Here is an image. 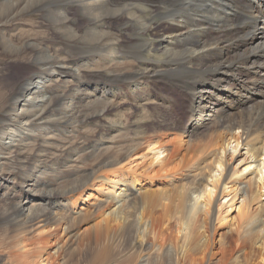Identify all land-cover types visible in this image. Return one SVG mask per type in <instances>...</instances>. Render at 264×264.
<instances>
[{
  "label": "bare ground",
  "instance_id": "bare-ground-1",
  "mask_svg": "<svg viewBox=\"0 0 264 264\" xmlns=\"http://www.w3.org/2000/svg\"><path fill=\"white\" fill-rule=\"evenodd\" d=\"M80 1L78 9L86 20L85 29L92 30L87 44L96 47L79 48L78 59L71 63H64L61 57L62 42L49 37L69 30L75 42L81 41L77 20L67 17L64 0L31 4L29 0H6L0 4V25L6 23L5 19L11 27L16 17L30 12L35 4L36 12L52 30L44 39H36L30 32L0 38L11 60L32 61L27 63L31 64L29 73L14 93L7 95L0 84V147L34 150L36 141L31 136L45 143L53 125L65 124V129L72 131L74 124H80L74 108L67 103H73V99L67 101L58 84L60 76L70 77L79 82L72 95L80 94L84 102L90 96L107 101L100 110L107 124L103 150H119L108 157L128 158L129 169H133L131 165L145 167L139 173L123 172L104 182L102 195L94 199L110 202L103 220L110 216L121 220L125 230L131 232L126 243L139 252L147 251L136 264H143L145 258L169 264L264 263V0ZM151 9L153 17L149 18ZM111 21L119 23L120 36L108 25ZM124 32H131L133 39L128 41ZM22 39L24 44L20 46ZM32 44L38 46L32 53L23 50ZM91 65L92 83H88V74L81 68ZM114 66L115 71H95L97 67L109 70ZM174 94L176 97H170ZM121 98L139 105L138 117L130 123L137 131L132 133L128 151L118 147L117 138H113L122 132L129 134L122 109L112 104ZM149 106L152 115L148 120ZM186 108L187 128H182L178 116L176 123L165 119V111L171 114ZM208 130H213V135L207 142L193 144L195 136ZM20 139L24 140L22 145L16 143ZM234 142L235 147H230ZM169 146H173L171 152L166 150ZM182 148L189 154L186 162L168 169ZM233 161L236 163L232 166ZM111 162L115 160L111 158ZM102 163L109 165L98 160L96 166ZM95 171L91 170V176ZM141 177L163 180L174 186L175 192L167 189L146 195ZM35 184L28 186L29 191H37ZM13 194L0 180V203H12L9 196L17 197ZM216 195L220 200L231 196L229 205L220 201L215 208ZM233 208L237 209V224L228 231L234 237L227 239L228 243L221 235L212 238L208 233L212 220L222 223L227 218L223 213ZM38 209L33 198L23 206L19 202L12 212L3 210L11 213L2 225L5 229H21ZM20 217L24 221L18 220ZM215 243L219 244L216 251ZM51 259L0 258V264H53Z\"/></svg>",
  "mask_w": 264,
  "mask_h": 264
},
{
  "label": "rangeland",
  "instance_id": "rangeland-1",
  "mask_svg": "<svg viewBox=\"0 0 264 264\" xmlns=\"http://www.w3.org/2000/svg\"><path fill=\"white\" fill-rule=\"evenodd\" d=\"M36 1L39 0H29V4ZM64 1L66 4L63 5V8L67 9V17L77 20V29H80V31H77L79 32L77 35H80L81 41L76 40L75 42V37L70 35L69 30L61 32L58 36L56 33H51L52 30H50L47 22L44 21L42 14L38 11L36 12L38 9L35 4L30 12L16 17L14 19L15 21L13 20L14 23H12V25L10 24L11 27L9 26V20L3 19V22L6 23L0 25V38H3L4 36L8 37V35L11 34L20 37L22 35L21 32H30L31 34L33 33V37H37L36 39H44L51 33L49 36L51 40L60 43L62 42L64 46L61 50V57L64 63L73 62L76 58L78 59L79 48H95L96 45L92 46L87 44L89 40L91 41L92 39L88 38L90 37L92 30L85 29L84 25H86V20L83 19L84 16L78 9L81 1ZM111 1L114 4L119 2V0ZM5 2L6 0H0L1 5ZM153 10L154 9H151L148 16L149 18L153 17ZM78 12L80 13L78 14ZM47 14V12H44L43 15L46 16ZM45 23L47 26H45ZM108 25H111L110 28L113 33L117 36L121 35V31H119V23L117 21H111ZM104 28V30H106V26ZM83 29H85V31H83ZM124 33L128 41L133 39L131 32ZM59 36L61 39H59ZM143 39L153 41L149 36H144ZM20 42V46L24 44L23 39ZM16 43L18 42L16 41ZM33 46L34 45L32 44V46H27L25 49L23 47V50L32 53L33 49H36V47L38 48V46ZM6 51L7 45H5L3 39H0V84L5 88L6 94L11 95L16 90L20 81L28 75V68L31 64L28 65L27 63H32V61H27L26 58L19 61L11 60ZM64 54L65 56H63ZM92 65L89 68L90 70L87 67L81 68L83 72L85 71V73L87 72L88 74L86 76L88 83H92L91 71L94 69ZM115 69V66L111 67L109 70L97 67L95 68V71L98 73H104L106 70L107 73L108 71H115ZM59 79L58 84L63 88V96L65 95L64 98L67 101L73 99V103L66 102L69 105H72L74 108L73 112L79 117V121L82 124H74L75 127L72 131L71 129H65V124H59V126L57 124L53 125L48 131L49 133L47 134V137L49 138L46 139L45 143H42L39 137L31 136V140L34 139L36 141L34 150L29 149L28 151H25V149H21L20 151V149H17L18 147H12L11 149L3 146L0 147V180L7 187L12 189V193L15 194H13L14 196H17L15 199H11L13 197H11V195L9 196V199L12 200V203L9 205H5L4 202L0 203V258H52L50 261H52L53 264H136L137 261H139V257L141 255L143 256L147 251L139 252V249H136V247L133 249L132 246L126 243L127 235L131 232L125 230L126 227L124 228L121 220L116 221L112 216L106 217V219L103 220L104 212L107 211V207L111 205L110 202L105 200L96 202L94 199L96 196L102 195L101 190L104 187V182L118 178V175L123 172L139 173L143 171L145 167L141 168L140 166L138 169L136 168L137 166L134 167V165H131L133 169H129L130 160L126 157L122 159V155H120L119 158L111 157L112 160H115V162H111V158L108 157V154L119 150L118 148L117 151L112 149L109 153L104 151L107 142L106 136L104 135L107 124L105 123V114L101 113L100 110L102 107L108 105L107 101L97 100V97L90 96V99H85L84 102V100H80V94L72 95L73 89L79 85V82L71 81L70 77L64 78L60 76ZM50 86L53 87L54 84H51ZM159 86L165 91L162 85ZM88 91L90 90H87V93ZM84 92H86V90ZM170 97L174 98L176 95H170ZM121 100H114L112 104L113 106H118V108L122 109L127 125H129V130L127 132V134H129L125 135V132H122L113 138H117L116 145L118 147L123 146V148L126 149L125 151H128L127 146L131 144L130 141L133 138L132 133L137 131L135 125H131L130 123L138 117V112L136 110L137 108L139 109V105L130 102L127 99ZM187 109L188 108L183 109L182 111L175 109L171 114H168V112L165 111V119L176 123L178 116L182 128H187V120L185 116ZM63 111H65V109ZM66 111H68V109ZM148 111L149 113L147 114V117L149 120L150 115H152L150 106L148 107ZM55 114L57 118L58 113L55 112ZM195 126H198V123H196ZM163 130L164 129L161 131L163 132ZM212 133L213 130H208L203 134H198L195 136L196 138L194 139L193 144L200 145L196 144L198 141H201V144L207 142L212 137ZM20 140L22 142L17 141L16 143H23L24 140ZM31 140H28L26 143H29ZM235 145L234 142L230 147L234 148ZM239 146H241V139ZM172 148L173 146L167 147V152H171ZM41 150H43V153L40 152ZM187 154L188 151H186L185 148H182L177 156L173 158V163L168 169L172 166L185 163V160L189 155ZM131 158L132 156H130V159ZM98 160H104V162L109 165L102 163L99 166H96ZM149 162L150 160H148V163ZM235 163L236 162L233 161L230 165L233 166ZM92 169H97V171L91 176ZM250 170H254L253 165ZM181 174L184 177L185 174ZM136 177L138 178V176ZM144 179L145 178L141 177L139 178V181L141 182V189L146 195L161 193L167 189L171 194L175 192L174 186L168 185L163 180L149 181ZM35 181V189L37 191L31 192L29 191L28 186ZM132 181L130 184L133 185ZM73 190H76L74 194L72 193ZM262 192L264 193V190ZM75 197L77 198L75 199ZM31 198L36 202L37 209H39L37 210V213L32 211L28 220L29 223L21 229L16 226L10 229H5L2 225L4 222L3 219L10 216V213L17 203L21 202V205L23 206L24 203H28ZM214 199L217 201L215 205L216 208L223 202L229 205L231 196L220 200L216 195ZM261 200L264 201V196ZM92 202H94V206L91 205ZM81 203H83V205H81ZM139 206L140 204L135 205L134 207ZM80 208L82 210H80ZM44 209L46 211H43ZM3 210H10L11 212H3ZM43 212L44 216H42ZM26 214L27 212L24 215ZM223 216H226L227 218L222 223H218L216 218L212 220L208 233L215 239L219 238L221 235L226 238L224 240L228 243L227 239L234 237V234H231L228 231V228H230V226L235 228V225L237 224V209L233 208L228 214L223 213ZM23 217L18 218V220L24 221ZM23 248L25 249L22 250ZM218 248L219 244L215 243V251ZM247 251L248 249L246 252ZM253 251L257 252L258 249L253 248ZM220 257L221 256L219 255L218 258ZM257 262L260 261L255 260L254 264ZM143 264L169 263L164 260L158 259L157 261L153 258H145ZM259 264L264 263L261 262Z\"/></svg>",
  "mask_w": 264,
  "mask_h": 264
}]
</instances>
